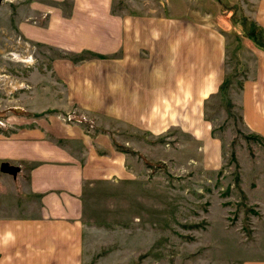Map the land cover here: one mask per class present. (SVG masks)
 <instances>
[{"label":"rangeland","instance_id":"374dc122","mask_svg":"<svg viewBox=\"0 0 264 264\" xmlns=\"http://www.w3.org/2000/svg\"><path fill=\"white\" fill-rule=\"evenodd\" d=\"M199 1L222 37L226 85L204 95L198 112L189 96L152 109L177 117L116 127L91 109L90 88L116 72L125 86L130 60L135 74L186 75L187 61L144 32L161 31L154 22L164 18L163 30L194 35V19L170 14L184 1L0 0V146L65 145L83 132L102 143L104 160L116 150L130 174L88 194L87 224L100 228L88 239L91 264H264V0ZM16 175L0 171V214L22 204Z\"/></svg>","mask_w":264,"mask_h":264},{"label":"crops","instance_id":"0c3cea01","mask_svg":"<svg viewBox=\"0 0 264 264\" xmlns=\"http://www.w3.org/2000/svg\"><path fill=\"white\" fill-rule=\"evenodd\" d=\"M182 1L185 3L182 10L172 11L167 4L166 7L170 8L176 22H180L177 17L184 15L182 20L194 19V35L183 30H163L167 26L166 19L158 18L154 25L157 22L161 31L146 30V36L137 30V39L146 36L154 44L160 40L166 56L168 49L175 61L179 55L187 61L188 73H181L173 80H168L165 72L151 77L150 70L144 68H139V74H135L138 65L130 60L125 86L118 72L115 79L101 80L97 86H91L93 89L89 92L94 97L91 109L97 116L108 117L116 127L123 126L124 120L177 117L178 113L167 111L168 114L160 115L159 112L158 115V111L154 113L152 109L155 110L153 107L159 103H184L189 96L198 112L201 98L221 86L225 48L221 35L216 33H220L216 31L219 30L216 23L210 19L214 14L202 8L199 0ZM193 3L194 15L191 14ZM258 15L255 19L260 21ZM132 33L128 30V36ZM182 45L188 50L187 54H194V58L193 55L184 57ZM126 54L131 55L130 52ZM259 80L263 90L264 79ZM161 110L166 112L165 107ZM73 134L78 136L79 142L70 136L65 145L18 140L0 146V159L9 158L20 168H17L16 181L24 195L22 204L15 206L12 215L0 214V264H91L93 261L87 248L88 239H97L95 232L100 228L87 224L90 222L85 218L88 194L97 193L103 184L117 185L112 182L114 180L129 181L130 174L120 163L123 159L118 161L116 150L110 151L104 160L99 149L102 143L96 142L97 138L91 139L83 132ZM96 206L91 203L94 213H97ZM92 222L99 223V218L95 216ZM104 259L95 263H106Z\"/></svg>","mask_w":264,"mask_h":264},{"label":"water","instance_id":"95a60500","mask_svg":"<svg viewBox=\"0 0 264 264\" xmlns=\"http://www.w3.org/2000/svg\"><path fill=\"white\" fill-rule=\"evenodd\" d=\"M0 171L1 172H4V173H7V174H10V175H16V172H17V168L12 166V165H9V164H6V163H3L1 166H0Z\"/></svg>","mask_w":264,"mask_h":264},{"label":"trees","instance_id":"16d2710c","mask_svg":"<svg viewBox=\"0 0 264 264\" xmlns=\"http://www.w3.org/2000/svg\"><path fill=\"white\" fill-rule=\"evenodd\" d=\"M224 85H226L225 81L221 84V88H222ZM221 88H220V89H221ZM144 160H145L146 163H148V161H147L146 159H144Z\"/></svg>","mask_w":264,"mask_h":264},{"label":"bare ground","instance_id":"6f19581e","mask_svg":"<svg viewBox=\"0 0 264 264\" xmlns=\"http://www.w3.org/2000/svg\"><path fill=\"white\" fill-rule=\"evenodd\" d=\"M14 55V54H13ZM25 61H29V59L25 60Z\"/></svg>","mask_w":264,"mask_h":264}]
</instances>
